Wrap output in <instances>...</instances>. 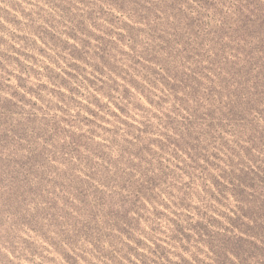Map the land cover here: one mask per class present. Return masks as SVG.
Returning a JSON list of instances; mask_svg holds the SVG:
<instances>
[{
	"label": "rangeland",
	"instance_id": "1",
	"mask_svg": "<svg viewBox=\"0 0 264 264\" xmlns=\"http://www.w3.org/2000/svg\"><path fill=\"white\" fill-rule=\"evenodd\" d=\"M0 264H264V0H0Z\"/></svg>",
	"mask_w": 264,
	"mask_h": 264
}]
</instances>
